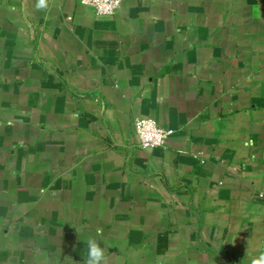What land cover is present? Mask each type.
Wrapping results in <instances>:
<instances>
[{
  "label": "crops",
  "instance_id": "0c3cea01",
  "mask_svg": "<svg viewBox=\"0 0 264 264\" xmlns=\"http://www.w3.org/2000/svg\"><path fill=\"white\" fill-rule=\"evenodd\" d=\"M263 1L0 0V264L264 253Z\"/></svg>",
  "mask_w": 264,
  "mask_h": 264
},
{
  "label": "built area",
  "instance_id": "2783aa9c",
  "mask_svg": "<svg viewBox=\"0 0 264 264\" xmlns=\"http://www.w3.org/2000/svg\"><path fill=\"white\" fill-rule=\"evenodd\" d=\"M80 2L93 6L100 15H112L121 5V0H80ZM134 126L141 146L143 143H148L150 148L160 147L167 142L170 134L168 129L149 117H137Z\"/></svg>",
  "mask_w": 264,
  "mask_h": 264
},
{
  "label": "clouds",
  "instance_id": "9594fccd",
  "mask_svg": "<svg viewBox=\"0 0 264 264\" xmlns=\"http://www.w3.org/2000/svg\"><path fill=\"white\" fill-rule=\"evenodd\" d=\"M35 8L38 10H46L49 7V0H36ZM159 142V141H158ZM142 147L149 149L148 143H143ZM103 232L101 229H96L95 234H88L86 237V247L83 253V264H107L106 249L102 246L99 238H102ZM66 262L74 264L72 259H68ZM251 264H264V253H261L258 257L251 259Z\"/></svg>",
  "mask_w": 264,
  "mask_h": 264
},
{
  "label": "flooded vegetation",
  "instance_id": "af4514ba",
  "mask_svg": "<svg viewBox=\"0 0 264 264\" xmlns=\"http://www.w3.org/2000/svg\"><path fill=\"white\" fill-rule=\"evenodd\" d=\"M263 4H264V1H263Z\"/></svg>",
  "mask_w": 264,
  "mask_h": 264
}]
</instances>
